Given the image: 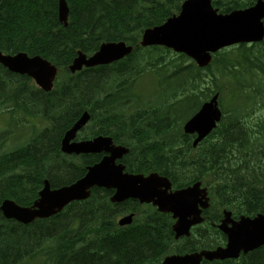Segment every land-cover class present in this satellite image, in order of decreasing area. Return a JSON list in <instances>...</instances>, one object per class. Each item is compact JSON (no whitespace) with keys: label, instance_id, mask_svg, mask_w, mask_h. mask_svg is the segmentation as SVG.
<instances>
[{"label":"trees","instance_id":"16d2710c","mask_svg":"<svg viewBox=\"0 0 264 264\" xmlns=\"http://www.w3.org/2000/svg\"><path fill=\"white\" fill-rule=\"evenodd\" d=\"M183 1L66 0L70 10L66 28L57 19V0L1 2L0 52L41 56L62 70L63 78L51 93L36 91L31 98L28 95L31 89L23 90L13 83L7 84L8 80L3 78L0 69V110L11 101L15 108L17 104L20 111L40 113L44 122L52 124L51 132L44 134V130L9 155L0 154V202L12 199L19 205L27 206L36 199L46 178L53 188H57L70 185L84 175L85 168L97 161L96 156H84L80 160L65 157L59 152V142L64 132L87 111L91 125L116 124L120 134L130 131L140 141L133 144L131 156H137L139 160L128 165L130 171L159 172L171 177L170 174L185 168L199 171V175L203 176L209 163L211 172L217 174L213 175L212 181L218 178L222 182L215 190L220 208L231 209L232 204H236L241 207L242 213L254 215L264 212V171L259 169L258 163H250L263 153L260 142H264V125L257 127L255 137H250L251 132L242 124L243 120L249 118L247 108L235 107L231 111L234 114L231 120L221 123L214 132L212 137L215 141L210 146L203 144L193 159L189 139L184 138V145L178 148L176 137L163 136L167 130L159 127V145L151 143L148 137L156 130L158 132L157 128L142 127L136 125L135 120L114 114V108H122L123 98L119 95L121 82L118 83V78L126 71V65H123L126 60L116 66L92 68L75 75L67 70L78 51L91 55L103 42L122 40L137 46L145 28L163 23L179 11ZM255 1L215 0V6L227 13L250 7ZM136 50H139L138 47ZM153 50L159 52V61L152 64L157 67L161 65L160 54L164 50ZM154 59L153 55L148 56L151 63L156 61ZM127 61H130L128 68L136 67L135 54ZM192 69L193 66L181 69L183 78L177 81L173 93L180 90L182 95L190 93L191 97H206L214 89L220 91L221 86L217 82L226 80L232 88V97L240 98L239 93L244 92L248 96L253 93L257 98L264 91V43L218 53L203 72L211 79L210 90H199V83L203 81L202 71L195 68L193 73ZM3 72L5 76H10ZM180 73H163L162 82L164 76L171 81ZM137 106L140 108L139 104ZM173 115L183 118L177 113ZM173 115L164 114L159 119L160 123L174 125ZM93 132V128L85 131L88 134ZM101 132L110 133L105 129ZM103 201H98L93 195L87 202L74 203L59 216L27 227L4 220L0 213V264H24L31 259V253L42 254V250L35 251V245L38 242L36 246H40L44 239L58 242L54 249L49 250L51 254L48 252V256L53 255L50 256L55 261L53 264H152V260L142 257L146 251L145 244L139 246L138 241L130 240L129 247V243L123 241L126 233L108 231L112 229V223L109 221V208L102 204ZM100 231L104 232L95 245L93 237L98 236ZM123 250L124 257L129 258L127 262H122Z\"/></svg>","mask_w":264,"mask_h":264},{"label":"water","instance_id":"95a60500","mask_svg":"<svg viewBox=\"0 0 264 264\" xmlns=\"http://www.w3.org/2000/svg\"><path fill=\"white\" fill-rule=\"evenodd\" d=\"M58 16L60 23L66 25L68 8L64 0H59ZM264 18V2L257 4L243 12H233L229 16H216L210 8L209 0H188L183 3L179 16L167 20L161 27L146 30L142 37L141 45H163L175 52L185 53L195 59L200 67L206 66L211 58L210 53L237 43L259 42L264 37V28L261 19ZM130 47L123 43L102 45L97 55L86 59L78 54L69 67L74 73L83 66L93 67L98 64H109L119 60L131 52ZM0 63L11 72L28 74L44 90L49 91L52 80L56 75V69L46 61L38 57L28 59L25 54L13 57L3 56L0 53ZM220 113L216 108V97L205 105L202 111L186 123L185 133L198 134L199 142L219 121ZM84 114L69 130L61 144V151L65 154H94L102 151L109 154L99 164L87 168L83 178L68 187L52 190L48 181L44 182L43 189L38 194V199L31 207L21 208L12 201H4L0 210L7 219H13L22 224H29L36 219H46L60 213L64 207L74 201L87 200L91 190L96 188L114 189L115 194L111 201L120 203L127 199H137L140 203H153L164 213H173L174 216L189 214L198 215L197 205L201 204L205 197L204 191L198 189V185L175 194H167L169 184L166 179L157 175L144 178L142 175H127L123 173L124 167L116 165L115 161L128 153L124 147L113 146L110 139H95L93 141L73 143L75 134L88 121ZM199 140V141H198ZM159 183V193L157 184ZM164 189V190H163ZM159 196V200H157ZM194 209L195 212H194ZM131 217L122 219L119 224L130 223ZM174 226L176 233L183 234L191 225L199 223L198 220H183ZM229 220L220 228L227 233V249L212 253L221 259L229 257V254L238 256L241 250L248 252L264 245V215H258L253 219L241 218L237 224H232V229H227ZM223 252L226 256L222 257ZM178 258H170L167 264H178ZM192 259V258H191ZM184 264L190 262L183 259Z\"/></svg>","mask_w":264,"mask_h":264},{"label":"flooded vegetation","instance_id":"af4514ba","mask_svg":"<svg viewBox=\"0 0 264 264\" xmlns=\"http://www.w3.org/2000/svg\"><path fill=\"white\" fill-rule=\"evenodd\" d=\"M93 127L100 129L102 127H108V125L95 124ZM151 127L153 129L157 127L159 128V126L156 125H151ZM51 130L52 129L48 130L47 133L51 132ZM84 134L85 133L83 132H79L78 136ZM156 136L159 138V133H157ZM132 137L133 135L131 133H124L122 136V138L130 140ZM193 139H195V136H193ZM96 156L98 161H100L105 154L100 153ZM155 173L159 175V172ZM147 175H149V173ZM170 175L172 176L166 177V175H163V177L168 178L171 183V188L167 191L168 193L185 190L196 183H199L200 189L207 190V197L210 200L209 190L211 187L212 173L209 163H207L205 167L203 178L199 175V171H177ZM157 186V191L159 193V183ZM107 192L108 199H110L114 191ZM157 200H159V196ZM112 205L116 210L115 213L118 211L116 215H114L116 221H119V219L128 215L133 216L132 223L124 229V232H127V235L124 236L123 241H125V244L129 243V247L131 243L130 240H133L134 242L138 241L137 244L139 246H143L145 244L146 251H144L145 253L142 254V257L152 260V264H163L165 259L170 256L184 257L194 254L197 255L204 251H212L226 245L227 237L217 228L222 221V217L220 216L218 220H213V210L211 205L207 209L200 211L199 217L202 221L198 224L192 225L190 229L185 231L181 236H176L174 226L177 222H182L181 218H183L186 222L188 220L190 221L195 214L193 216L189 214H182L180 216H174L173 213L164 214L159 212V208L152 203L141 204L136 199H130L123 203ZM200 208L201 207L199 206V209ZM231 217L233 221H237L241 215L236 216L232 214ZM119 246L122 247L121 245ZM104 248L105 247H102V249ZM99 250H101V247H99ZM121 252V257L123 258L122 262H127L129 258L124 257L125 251L123 250ZM251 255H257V253ZM241 258L238 260H227L223 262H212L208 259L205 260L202 258L199 264H243V259ZM246 264H261V262H249Z\"/></svg>","mask_w":264,"mask_h":264},{"label":"rangeland","instance_id":"374dc122","mask_svg":"<svg viewBox=\"0 0 264 264\" xmlns=\"http://www.w3.org/2000/svg\"><path fill=\"white\" fill-rule=\"evenodd\" d=\"M178 57L176 55L173 54H169V58H167V61H169V59H177ZM152 77L150 76H145L144 80H142L139 85L136 87V91H130L132 94H134L135 96L141 97L143 99H155V102H159L161 103L164 100V97L166 96V94L164 93V88L163 86L160 84V80L156 81ZM172 88H176L175 85L172 86ZM179 93L175 96H179ZM264 95L263 96H259L257 95V106H256V110L254 111L253 115L251 116L253 118L254 121H258L262 118H264ZM142 99V100H143ZM200 101L197 98L194 97H185L183 99L180 100V103H178L177 105H175L174 107L168 108L169 109V114H174L175 112L177 113V115L180 117H183L184 120H186L188 117H190L199 107L200 105ZM223 105L225 106H230L232 105L231 102V98L230 97H225L224 101L222 102ZM242 108V106L240 107V109ZM6 124V116L5 115H0V127H3ZM34 124V120L32 118H28L26 121V125L29 128L30 126H32ZM40 127H37L36 129H39ZM23 131H28V129H22ZM18 132V131H17ZM17 132H13L11 130H9L8 128L4 129L3 133H7L6 136H10L11 138L7 140V143L4 147V150L11 148V147H15L16 144H21L23 143L22 141H25L23 138H21L19 135L17 136ZM5 136V134H4ZM3 140L2 143H0L1 145L4 143V139H0ZM26 142V141H25ZM21 147L16 148L15 150L19 149ZM14 150V151H15ZM13 152V151H12ZM263 159L258 163L259 164V168H264V155H262ZM262 177V176H261ZM262 187V185H261ZM55 241H52L51 243H46L43 242L39 246H36L38 244L35 245V249L36 250H42L44 248H47L54 243ZM45 252V251H44ZM46 253V252H45ZM31 260V261H30ZM30 262V263H29ZM48 264L47 259L44 260V258L42 257H36V258H32V259H28L27 260V264ZM25 264V263H24ZM51 264H53V262H51Z\"/></svg>","mask_w":264,"mask_h":264}]
</instances>
